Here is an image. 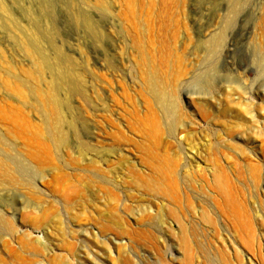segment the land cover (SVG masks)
<instances>
[{
  "label": "rangeland",
  "instance_id": "374dc122",
  "mask_svg": "<svg viewBox=\"0 0 264 264\" xmlns=\"http://www.w3.org/2000/svg\"><path fill=\"white\" fill-rule=\"evenodd\" d=\"M0 3V264H264V0ZM24 77L62 102L64 148ZM13 157L40 177L10 187Z\"/></svg>",
  "mask_w": 264,
  "mask_h": 264
},
{
  "label": "bare ground",
  "instance_id": "6f19581e",
  "mask_svg": "<svg viewBox=\"0 0 264 264\" xmlns=\"http://www.w3.org/2000/svg\"><path fill=\"white\" fill-rule=\"evenodd\" d=\"M0 11L3 13V15H6L8 13V11L6 12L5 6L1 3H0ZM91 33L93 34L94 38H99V30L96 27L91 28ZM222 40H223L222 37L220 39H218V41L215 42V44H214V48L218 47L221 44ZM25 46H24V49L27 51V53H30V55H31L32 52H31V50H29L31 47L29 48L27 46L25 48ZM36 71L39 74V75L38 74L36 75L38 78V76H40V68H39V70H36ZM63 77H65V80H67L66 82L72 86V91L85 99L86 96H85L83 89L81 88L82 83H80V80L78 78L73 79L72 75H67V76L65 75ZM27 79L25 77L23 79L16 78L17 82L21 85V87H23V90L26 93L25 95H27L29 98H32V100L34 101V103L32 104V108L35 112L40 113V102L42 103V110L44 112V116H45L44 119L46 121V125L48 128V135L50 138H52L53 140L56 141L58 147L60 146V147L64 148V146L67 145V139L62 134V132H61L62 130H60V126L62 124V119H63V117L61 115V111H60V103H62V102H60L57 99L54 92L51 94L42 95L40 92V89H38L37 86H28ZM149 85H150V93H151L153 100L159 104V106L164 111L166 116L169 117V119H170V123H169L170 134L174 135L176 133V127L178 125V117H177V109H176L177 107H176L175 101L166 91H164V89L159 87V85H157L154 81H150ZM56 87H57V89H59L57 85H56ZM202 99H204L205 101L211 102V103L216 101V98H214L213 96H205ZM52 120H53V122H52ZM86 149H89L88 145L85 143H81V146L78 147V154L80 156H82L84 154V150H86ZM8 162H9V164H12V167L4 165L3 173L7 179V184L10 187H15L18 185V182H17V179L15 178V175L19 176L20 179L22 180V182H24V183H31L33 180H36L37 178L40 177V173L38 171H36L35 168H31L29 165H26L19 158L13 157V158L9 159ZM167 162H169V161H167ZM178 164L179 163H177V161L170 162V172L169 173L171 175H173V176L176 175L175 172L178 171V169H177ZM198 171H199V169H198ZM165 175L167 176L168 173H165ZM170 183L172 186L176 185L173 180ZM32 185H34V184H32ZM33 190L35 191L36 187H34ZM5 224L6 223L4 222L3 218L0 216V228L5 226ZM106 231L110 232V230H106ZM120 235H124V233L123 232H120V233L116 232L115 235L108 236L109 237L108 240H106L102 245V251H103L104 256H107V257L112 256L115 243H114V239L111 237L114 236L115 238H117V236L120 237ZM136 235L138 237H140L141 239L146 238L148 236L146 232H138V233H136ZM124 248L125 247H123L121 249L125 250ZM33 251L35 253L37 252L36 249H34ZM90 259L93 262H95L96 256L93 255L92 257H90ZM115 264H138V263L135 261L133 256H129L128 254L126 256H124L123 253H118Z\"/></svg>",
  "mask_w": 264,
  "mask_h": 264
}]
</instances>
